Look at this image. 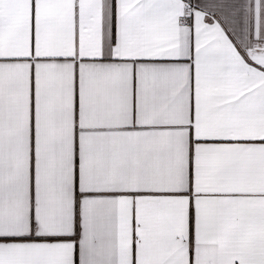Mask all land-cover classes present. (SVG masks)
Listing matches in <instances>:
<instances>
[{
	"label": "snow or ice",
	"instance_id": "6c2138e0",
	"mask_svg": "<svg viewBox=\"0 0 264 264\" xmlns=\"http://www.w3.org/2000/svg\"><path fill=\"white\" fill-rule=\"evenodd\" d=\"M0 264H264V0H0Z\"/></svg>",
	"mask_w": 264,
	"mask_h": 264
}]
</instances>
